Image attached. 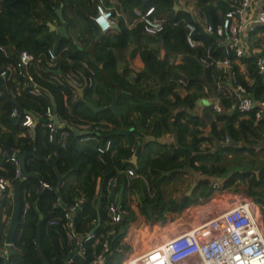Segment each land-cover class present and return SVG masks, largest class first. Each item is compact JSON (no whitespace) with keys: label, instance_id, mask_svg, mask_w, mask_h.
I'll return each mask as SVG.
<instances>
[{"label":"trees","instance_id":"obj_1","mask_svg":"<svg viewBox=\"0 0 264 264\" xmlns=\"http://www.w3.org/2000/svg\"><path fill=\"white\" fill-rule=\"evenodd\" d=\"M109 1L100 0L110 8L115 26L100 31L92 20L95 0H0V71L16 66L18 55L26 51L32 56L28 71L39 84L51 88L37 86V95L21 90L26 78L21 75L25 71L18 74V69L4 76L0 84V176L12 185L15 167L7 151L25 154V175L18 187V225L9 247L10 264H66L68 252L61 223L77 194H82L83 200L70 213L74 232L90 233L99 222L84 243V255L76 258L77 262H86L101 250L103 234L110 228L106 214L112 194L105 192L141 176L133 187L134 196H139L151 181L146 174L168 184V193L176 197L183 196L191 184L193 192H210L213 178L227 176L224 181L235 185L243 182L245 194L259 208L264 228V112L255 118L254 109L248 113L236 111L233 98L219 88L225 86L226 73L217 65L227 60L236 81L259 103L264 101V74L256 70L255 55L245 52L236 57L232 48L222 44L221 37L203 32L196 18L175 10L174 0ZM193 1L198 18L211 26L219 24L230 8L227 0ZM149 7L153 8L150 16L162 20V31L157 35L146 34L139 21L132 22L136 10ZM58 8L68 37L48 28V22L60 24L55 12ZM181 16L196 25L193 38L198 44L194 47L187 45L183 25L175 23ZM257 31L264 42V25L255 26L247 39ZM127 47H131L129 58L138 56L142 65L132 78L118 72L119 58L112 53L114 48ZM47 49L56 55L54 68L44 63ZM160 51L164 58L159 57ZM56 77L62 82L57 83ZM78 89L79 109L65 116L53 95L58 94L61 101L62 93ZM2 90L12 102L2 96ZM111 101L117 114L106 108ZM86 103L101 110L93 112ZM214 103L219 112L213 109ZM15 105L38 114L31 135L21 125V115H11L13 110L17 113ZM47 107L61 114L63 120L56 125L53 140H48L44 127ZM63 130L67 135L62 140ZM106 141L108 149L99 152L97 149ZM137 146L136 164L125 162ZM231 170L233 174L228 176ZM250 171L256 172L246 181ZM42 182L49 188H41ZM151 185L157 187L154 181ZM130 190L127 184L122 187L120 209L127 213L122 216L125 227L130 231L149 225L148 206H152L156 222L163 207L161 199L155 206L139 196L135 203ZM11 210L12 197H1L0 247L7 229L2 215H10ZM53 219L55 223L50 224ZM109 241L104 264H110L117 255L114 248L118 239L111 237ZM0 264H7V260L0 257Z\"/></svg>","mask_w":264,"mask_h":264},{"label":"built area","instance_id":"obj_2","mask_svg":"<svg viewBox=\"0 0 264 264\" xmlns=\"http://www.w3.org/2000/svg\"><path fill=\"white\" fill-rule=\"evenodd\" d=\"M227 1L230 8L216 26H211L204 18L197 19L202 31L221 37L222 44L232 48L236 57L242 56L245 52L254 54L256 70L258 73L264 74V55H261L258 50L250 51L245 38L243 39V32L248 33L255 26L264 25V5L256 12L247 15L246 22L240 24L237 19L242 12L247 10L251 0ZM94 3L93 23L100 31H105L112 26V12L109 8L104 7L100 0H95ZM152 11V7L145 11L136 10L133 21H139L146 34L157 35L162 31V20L150 16ZM175 23L182 24L186 29V42L189 47L198 44L193 38V34L196 32V25L193 22H189L184 16H181ZM31 61L32 56L26 51H21L16 66H8L4 71H0V77H9L16 69H18V74L24 70L25 75H21L25 76L26 81L20 85V89L29 94L37 95L38 87L27 69V65ZM44 63L49 68L56 66V55L52 49L46 50ZM217 65L226 73L225 86L219 88L222 89L223 94L233 98V107L236 111L248 113L254 109V117L259 118L264 112V101L257 103L251 98L245 87L236 81L227 60L219 61ZM240 70H243L242 66H240ZM213 109L216 112L220 111L216 103L213 104ZM15 114V110H13L11 115ZM37 116L38 114L34 112L22 111L21 125L27 129L30 135L32 134L30 129ZM44 116L46 118L44 127L47 131V138L53 140L58 124L57 118L49 107L44 110ZM66 135V131H61L60 139L63 140ZM108 146L109 142L106 141L104 147L97 150L102 152L107 150ZM8 159L15 167L14 178L16 180L22 179L23 174L16 155L12 152ZM128 175L131 173L128 172ZM41 188L48 189L49 187L42 182ZM210 188L209 193L222 192L218 180L212 181ZM12 195L13 185L8 179L0 176V198L12 197ZM82 200L83 195L77 194L62 217L61 226L65 233V247L68 252L66 264H102L104 255L109 250L110 238L118 239L119 245V236L114 234L113 229L108 228L103 234L100 244L101 250L92 253L86 262H77L76 258H81L85 253L84 243L92 236V232L78 234L73 230L70 213L78 207ZM192 221L190 217L184 216L180 220L170 219L156 226L153 229V240L150 246L143 252L131 257L121 256L119 247L114 248L118 257L121 256L119 264H264V228L259 210L248 196L242 197L214 216L202 217L198 222ZM2 222L8 226L10 215L3 214ZM54 223V219L50 221V224ZM10 246L11 243L4 242L0 247V257L7 260V264H10L8 261Z\"/></svg>","mask_w":264,"mask_h":264},{"label":"crops","instance_id":"obj_3","mask_svg":"<svg viewBox=\"0 0 264 264\" xmlns=\"http://www.w3.org/2000/svg\"><path fill=\"white\" fill-rule=\"evenodd\" d=\"M112 1L113 0H110L109 2L112 3ZM263 5H264V0H251L247 10L242 12V14L239 15V19H237V22H240V24H243L244 22H246L247 15L251 14L252 12H256ZM173 8L175 10H182L187 15L193 16L194 18H196V20L198 19V10H197V7L195 6L193 0H174ZM112 21H113L112 26H115L113 17H112ZM132 22H133V20H132ZM247 35H248V33L243 32V39L245 38L249 50L250 51L258 50L260 52V54H263L264 53L263 52L264 42L261 40L263 38L262 33L257 31L254 35H252V36L250 35L248 39H247ZM130 51H131V47H127V48H124L121 50L118 48L112 49V53L117 58H119L118 59L119 64L117 67L118 72L132 78L134 76V74L141 68L142 65H141V61H140L138 56H134L132 58H129ZM159 57L164 58L165 57L164 52L160 51ZM124 66H127L126 69L124 68ZM31 75H32V73H31ZM32 77H33V75H32ZM69 79H71V81L74 82V78H69ZM33 80L36 82L37 86L42 87V88H48L49 90L51 89L50 87H48L46 85L39 84L38 83L39 81L35 80L34 77H33ZM55 81L57 83H60V81L62 82V80L57 78V77H56ZM61 88H63V86H61ZM55 92L56 91H53V94H57ZM80 94H81V92L78 89L77 91H73V92L70 91V92L62 93L61 101L59 99L60 97L58 96V94L53 95V99H54L56 105L62 106V110H61L62 114H64L65 116H70V115L76 114L78 109H79ZM200 104L201 103H198V105H200ZM55 113H56L55 116L57 118V123H59L61 125L63 123L61 114L59 115L57 112H55ZM231 172H233V171L231 170L229 173H231ZM140 177H138V178H140ZM226 178H227V176H224V177H220L219 180L217 178H215L212 181L218 180V181H220V184H221L222 181H224V179H226ZM136 179H133V180H136ZM133 180H131L129 182H125L123 184H120L114 190H107L105 192V194L111 195L112 192L115 193L118 188H120V190H121L125 184H127V183L131 184V182ZM227 186L229 187V185H227ZM133 187H134V185L131 187V190H130V192H132V193H134V191L132 190ZM190 187L193 188L194 184H191ZM133 198L135 200L134 201L135 203L138 202V200H139L138 195L133 196ZM134 202L131 203L132 206L135 204ZM96 207L98 208V203H97ZM107 220H108V218H107ZM124 220L123 221H120V219L118 221L113 220V222L108 220L107 223H108L109 227L114 230V232L116 229V232L114 234L116 236H119L118 247L120 249L121 256L131 257L133 255H136V254L143 252L145 249H147L150 246V244L152 243V240H153L152 238H153V234H154V230H153L154 228H152V226H154L155 224L157 225V222L151 221L149 225H147V224L146 225H140V226L136 227L134 230L131 228L130 231L127 228L128 231L125 232L126 234L124 236L123 231H122V224H123ZM110 223H112L113 225H110ZM120 257H118V253H117L116 257L111 259L110 264H119V258ZM102 264H104V261Z\"/></svg>","mask_w":264,"mask_h":264},{"label":"rangeland","instance_id":"obj_4","mask_svg":"<svg viewBox=\"0 0 264 264\" xmlns=\"http://www.w3.org/2000/svg\"><path fill=\"white\" fill-rule=\"evenodd\" d=\"M255 172L256 171H254V173ZM254 173L252 171L248 172L246 174V181L252 180ZM229 174H233V172ZM196 175L198 174H195L194 176ZM146 176L149 177L151 181H148V184L145 186V189L141 190L139 196L144 197L145 200H151L152 203H155V206L158 202L157 201L158 198L161 199L163 203V207L160 208L159 210L160 217L156 221L158 226L170 219L180 220L184 216L190 217L193 220L192 222H198L200 218L206 216H212V215L214 216L221 210L229 207L234 202H237V200L241 199L242 197L245 196L247 197L244 190L245 184L243 182H241L239 185H235L225 181H222L220 188L222 192L219 193L214 191L210 194L208 191H204V190L203 191L197 190V192H193L194 189L192 188L188 195L184 193L183 194L184 197L183 196L176 197L173 193H171V191H169V193L171 194L168 193V189H169L168 184L158 180L152 174L151 175L146 174ZM137 179L133 180L131 184L127 183V185L130 187H132L133 185L135 186L137 183ZM217 179L219 180L220 178ZM152 181H154L157 184V187L151 185ZM227 185H229V187ZM119 190L120 188H118L115 193L112 192V194L115 195L116 193H118ZM134 195H135V191L134 193L129 192L130 198H132ZM256 207L258 208L257 205ZM107 209H108V213L106 214V216L109 221L113 222V219L115 220L120 219V221L124 220V218H122L119 214L120 209L117 212L115 211V208H112L110 206H108ZM110 225L113 224L110 223ZM157 225L155 224L154 226H152V228H155ZM122 231H123V235L125 236L126 234L125 232L128 231L127 228L125 227V220L122 224Z\"/></svg>","mask_w":264,"mask_h":264},{"label":"water","instance_id":"obj_5","mask_svg":"<svg viewBox=\"0 0 264 264\" xmlns=\"http://www.w3.org/2000/svg\"><path fill=\"white\" fill-rule=\"evenodd\" d=\"M55 12H56V16H57V19H58L60 24L58 26H55L54 24L48 22L47 25H48L49 30H54L61 37L62 36L63 37H68L67 32H66V23L63 21V18H62V15H61V10L58 8V9L55 10ZM2 83H3V78L0 77V84H2ZM79 91L81 92V89H79ZM1 94L6 100L11 101V98L9 97V95L6 93L5 90H2ZM85 105L88 106V108H90L93 112H97V111L101 110L100 107H94V106H91L90 104H87V103ZM15 108L17 110V113H16L15 117L20 116L22 114V110L19 107H17L16 105H15ZM106 108L112 110L113 112H115L113 101H111L110 104ZM115 114H117V113L115 112ZM73 131H74V133H78L75 130H73ZM124 133L126 134L127 131H125ZM139 149H140V147L137 146L135 148L134 152H133L132 157L129 160H126L125 162L135 165ZM11 153H12L11 151H7L8 155L11 154ZM15 155H16L19 163H20V168H21L22 174L24 176L25 175V171H24V166H23V160H24L25 154L21 153V154H15ZM21 180L22 179H17V180H15V182L13 184L12 210H11V214H10V222H9V224L7 226L6 233H5V238H4V241L7 244H10L12 242L13 236L15 234V231H16V228H17V225H18V215H19L18 187H19V184H20ZM191 189H192V187H190L186 191L185 194L188 195L190 193ZM40 218H41V215L38 216V222L35 225V241L36 242L39 239V220H40ZM98 225H99V222L97 221L95 227L91 230V232L94 231V229ZM39 255H40L41 258L43 257L40 251H39ZM43 264H46V263L43 262Z\"/></svg>","mask_w":264,"mask_h":264},{"label":"bare ground","instance_id":"obj_6","mask_svg":"<svg viewBox=\"0 0 264 264\" xmlns=\"http://www.w3.org/2000/svg\"><path fill=\"white\" fill-rule=\"evenodd\" d=\"M121 199H122V189L119 191V194L116 193L115 195L112 194V202L109 204L110 207L115 208V211L117 212L120 207H121ZM120 202V203H118ZM152 206H148L147 211L148 214L150 216L151 221H154V217L152 215ZM120 216L122 217L123 215L127 214L125 211H121L119 212ZM159 224V223H158Z\"/></svg>","mask_w":264,"mask_h":264}]
</instances>
